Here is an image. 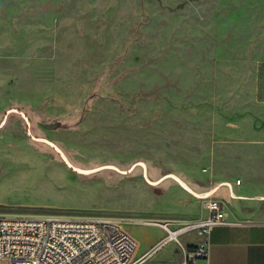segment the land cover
<instances>
[{
  "label": "rangeland",
  "instance_id": "obj_1",
  "mask_svg": "<svg viewBox=\"0 0 264 264\" xmlns=\"http://www.w3.org/2000/svg\"><path fill=\"white\" fill-rule=\"evenodd\" d=\"M173 175L264 198V0H0V216L151 242L207 216Z\"/></svg>",
  "mask_w": 264,
  "mask_h": 264
},
{
  "label": "built area",
  "instance_id": "obj_2",
  "mask_svg": "<svg viewBox=\"0 0 264 264\" xmlns=\"http://www.w3.org/2000/svg\"><path fill=\"white\" fill-rule=\"evenodd\" d=\"M241 181L236 182L237 186ZM224 186L231 188L230 184ZM206 218L197 225L168 231L151 251L135 259L137 242L117 222L107 219L34 218L0 216V264H145L171 244L182 247L180 238L195 233L196 251L189 252L186 264L207 263L211 253L210 235L227 221L222 201L209 191L197 196Z\"/></svg>",
  "mask_w": 264,
  "mask_h": 264
},
{
  "label": "crops",
  "instance_id": "obj_3",
  "mask_svg": "<svg viewBox=\"0 0 264 264\" xmlns=\"http://www.w3.org/2000/svg\"><path fill=\"white\" fill-rule=\"evenodd\" d=\"M155 180L156 184H165L168 181V177ZM175 181L177 182V180ZM196 181L203 183L207 187H211L207 191L198 193L192 191L185 183L188 189V191H185L197 200V196L209 191L214 192L215 198L222 188H227L230 198L234 201L232 204L222 202L227 211L226 224L213 230L209 240L211 245L209 261L207 263L200 262L199 264H264V198L248 197L245 189L242 188V183L240 186L236 185L238 180L234 182ZM224 184H230L232 189L224 186ZM238 190L241 191L240 194ZM235 201L241 202L236 203ZM155 224L162 225L161 223ZM157 227L159 228H157V236L151 242L147 238L148 232L132 237L138 246L135 259L138 258V255L141 258L146 254V250L164 239V230L159 226ZM168 228L170 227L168 226ZM181 241L182 247L171 245V247L163 250L149 260L148 264H186L189 252L197 250L199 237L195 233L185 234Z\"/></svg>",
  "mask_w": 264,
  "mask_h": 264
},
{
  "label": "bare ground",
  "instance_id": "obj_4",
  "mask_svg": "<svg viewBox=\"0 0 264 264\" xmlns=\"http://www.w3.org/2000/svg\"><path fill=\"white\" fill-rule=\"evenodd\" d=\"M145 168V167H144ZM145 170H146V172H147V168H145ZM175 180H177V182L179 183V185L184 189V190H186V191H188V189H187V186H186V184H185V182L180 178V177H178V176H176V175H173L172 176ZM190 191V190H189ZM194 194V193H193ZM195 195V194H194ZM165 226V225H164ZM168 229V231H173L172 229H170V228H167Z\"/></svg>",
  "mask_w": 264,
  "mask_h": 264
},
{
  "label": "trees",
  "instance_id": "obj_5",
  "mask_svg": "<svg viewBox=\"0 0 264 264\" xmlns=\"http://www.w3.org/2000/svg\"><path fill=\"white\" fill-rule=\"evenodd\" d=\"M20 112H22V110L20 111ZM65 154V153H64ZM66 155V154H65ZM57 156L60 158L61 156L57 153ZM66 157L68 158V156L66 155ZM69 160H70V162L73 164V166L74 167H79L76 163H74L70 158H68ZM148 176H149V178H153V176H152V174H151V172L148 170Z\"/></svg>",
  "mask_w": 264,
  "mask_h": 264
},
{
  "label": "water",
  "instance_id": "obj_6",
  "mask_svg": "<svg viewBox=\"0 0 264 264\" xmlns=\"http://www.w3.org/2000/svg\"><path fill=\"white\" fill-rule=\"evenodd\" d=\"M52 146V145H51ZM53 147V146H52ZM55 150H57L58 151V153L61 155V157H62V159L64 158V155H63V153L60 151V150H58L56 147H53ZM65 162H66V164H68V165H70L71 166V168L72 169H74L73 167H72V165L67 161V160H65ZM75 170V169H74ZM145 173H146V171H145ZM145 176H146V174H145Z\"/></svg>",
  "mask_w": 264,
  "mask_h": 264
},
{
  "label": "flooded vegetation",
  "instance_id": "obj_7",
  "mask_svg": "<svg viewBox=\"0 0 264 264\" xmlns=\"http://www.w3.org/2000/svg\"><path fill=\"white\" fill-rule=\"evenodd\" d=\"M20 114L24 117L25 120H27V124L29 125V120H28V118L25 116V114H23V113H20ZM22 116H21V117H22Z\"/></svg>",
  "mask_w": 264,
  "mask_h": 264
}]
</instances>
